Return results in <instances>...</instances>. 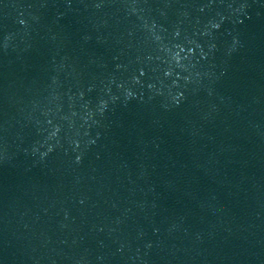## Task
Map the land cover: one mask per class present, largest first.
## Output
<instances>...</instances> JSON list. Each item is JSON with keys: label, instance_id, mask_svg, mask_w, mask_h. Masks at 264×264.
<instances>
[{"label": "water", "instance_id": "95a60500", "mask_svg": "<svg viewBox=\"0 0 264 264\" xmlns=\"http://www.w3.org/2000/svg\"><path fill=\"white\" fill-rule=\"evenodd\" d=\"M0 264H264V0H0Z\"/></svg>", "mask_w": 264, "mask_h": 264}, {"label": "clouds", "instance_id": "9594fccd", "mask_svg": "<svg viewBox=\"0 0 264 264\" xmlns=\"http://www.w3.org/2000/svg\"><path fill=\"white\" fill-rule=\"evenodd\" d=\"M216 27H218V25H216ZM79 160H80V157L78 156V157H77V162H79Z\"/></svg>", "mask_w": 264, "mask_h": 264}]
</instances>
